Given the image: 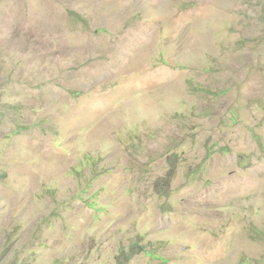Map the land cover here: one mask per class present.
Wrapping results in <instances>:
<instances>
[{
    "label": "rangeland",
    "instance_id": "1",
    "mask_svg": "<svg viewBox=\"0 0 264 264\" xmlns=\"http://www.w3.org/2000/svg\"><path fill=\"white\" fill-rule=\"evenodd\" d=\"M0 264H264V0H0Z\"/></svg>",
    "mask_w": 264,
    "mask_h": 264
}]
</instances>
